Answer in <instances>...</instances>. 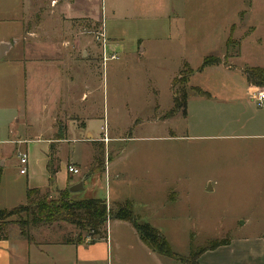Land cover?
<instances>
[{"label":"crops","instance_id":"0c3cea01","mask_svg":"<svg viewBox=\"0 0 264 264\" xmlns=\"http://www.w3.org/2000/svg\"><path fill=\"white\" fill-rule=\"evenodd\" d=\"M43 1L7 0L0 14V44L11 43L7 54L0 59V209L22 205L28 200V189L46 190L50 187L48 163L51 157L58 170L57 181L65 164L61 155L67 145L62 143L67 142L72 134L76 135L72 140L78 141L77 143L103 142V138L96 137L88 127V122L93 124L100 121L98 104L92 103L90 98L91 83L95 75L84 60L78 59L73 37L70 35L72 32H69V29L73 31L74 28L70 25L73 18L100 19L103 15L101 0H51L53 9L50 11L58 13V19L43 18L48 12V9L44 10ZM239 1L235 6V0H116L111 8V17L117 22L142 21V27L145 24L147 26L148 42L170 41L173 37L172 26L176 24L178 32L174 38L181 43L179 54L182 58L186 57L183 44L187 42H194L198 46L195 52L212 36L224 44V47L210 54L203 49L198 52L202 56L206 52L204 60L216 57L220 59V63L204 67L203 60L198 69L193 70L191 76L197 72L204 78L201 85L194 87L196 93L191 96L195 106L192 109L188 97L186 113L180 112L173 116L183 117L185 122L194 118L197 127L209 128L212 132H200L192 136L185 131L180 136L170 134L168 138L180 142L188 139L201 141L198 146L200 148L194 154L193 164L185 161V150L188 149L180 148V160L183 153V163L178 166L180 178L184 177L186 181L188 173H197L204 187L209 185V190L212 191L220 186L257 187L260 193L259 204L264 205V107L257 100L259 92L264 91V80H259L258 77L251 79L247 75L248 69L264 70V33L262 37L249 40L258 29H264V4L256 8V0L249 5L245 4V0ZM244 4L245 7L242 6ZM252 14L253 20L260 15L261 21H250L246 28L243 24ZM63 15L68 19H62ZM67 28L68 34H64ZM237 31L242 34L234 41ZM107 35L110 38L111 34ZM230 38L233 44L228 45ZM43 39L49 44L44 45ZM146 41L137 40L134 55H145L148 49ZM249 41L250 45L255 43L257 55L262 56L263 63L246 58L244 47ZM234 46L236 52L232 53L230 49ZM109 49L118 54L123 46L116 37L111 36ZM105 75L106 70L103 81ZM45 121L49 126L39 128L38 122ZM76 123L82 125L77 126ZM111 140L113 139L108 141ZM241 144L250 146L258 157L253 160L249 157L246 164L239 163L234 156L228 157L226 162L225 155H236L242 148ZM23 145L25 149L21 151ZM205 146L211 148L203 150ZM16 152L28 154L25 174L21 173L22 164L19 153L16 156ZM207 153L212 158L210 169H204L201 163L196 162H201ZM67 154L70 155L64 180L58 186L55 182L56 190L69 186L70 176H74V173L69 172V166L80 170L81 160L71 161L72 152L69 149ZM110 162L109 159V165L100 172L106 180L111 174ZM239 166L245 169L241 176ZM223 170L228 172L221 180L218 177ZM236 176L239 178H235ZM78 182L72 180L73 184ZM111 199L116 200V197L111 196L108 200ZM175 199L178 201L164 198L159 204L160 214L174 209L169 203H182L180 197ZM247 202L250 203L249 199ZM238 216L244 218L242 213ZM34 229L38 236L37 242H33L32 233L30 241L22 237L19 231L0 240V264H99L108 258L111 246H117L119 253L123 246H130L135 262L137 257L134 254L138 251L144 256L142 264H164L161 260L163 256L151 251L134 226L127 221L112 218L108 222L106 239L77 245L53 241L51 236L56 235V228L53 226ZM208 251L199 257L200 264H210L203 262V256ZM118 260L124 264L122 254H119ZM219 264H264V246H250L241 263L226 261Z\"/></svg>","mask_w":264,"mask_h":264},{"label":"rangeland","instance_id":"374dc122","mask_svg":"<svg viewBox=\"0 0 264 264\" xmlns=\"http://www.w3.org/2000/svg\"><path fill=\"white\" fill-rule=\"evenodd\" d=\"M115 2L116 0L100 1L104 15L100 19L80 17L70 21V25L74 28H72L73 31L69 29V32H72L70 35L73 37L72 42L78 59L84 60L95 75L91 83L90 98L92 103L98 104L100 121L93 124L88 122V127L96 137L103 138V142L98 144L77 143L78 141L72 140L76 138L73 137L76 135L72 134V138L70 137L67 142L62 143V145H67V148L72 152L71 161L81 160L79 162L81 164L79 165L80 173L74 174L73 177L70 176L69 186L73 184L72 180L73 182L84 180V187L86 185V188L76 194L77 198L105 199L108 208L115 209V203L125 204V199L131 200L134 203L135 214L138 213L137 215L141 217L140 221L149 222L157 227L173 250L180 255L188 256L192 249L196 251L214 242L219 244L230 243L233 239L230 245L205 253L203 262L210 264L226 261L241 263L250 246H264V205L259 204L260 193H258V188L235 185L233 187L220 186L212 191L209 190V185L204 187L197 173H188L185 181L184 177L180 178L178 171L179 163H183V153L180 160V148L188 149V151L185 150V161L187 160L188 164H193L194 154L196 149L200 148L198 146L201 145V141L188 139L180 142L168 138L170 134L180 136L185 131L192 136L200 132H212L209 128L197 127L194 118L187 119L185 122L183 117H173L175 114H168L174 107L171 83L176 76L187 77L191 70L196 71L198 69L204 60V55H206V52L203 56L198 54L200 50L209 51L208 54H210L217 51L218 48L224 47V44L212 36L203 43V47L198 52H195L198 46L194 42H187L183 44L186 49V57L182 58L179 54L181 43L177 38H174L178 32L176 24L172 26L173 37L170 41L163 43L148 42L146 40L149 33L145 23L142 27V21L117 22L112 19L111 8ZM253 2L254 0H245V4L248 5L253 4ZM6 3L7 0H0V14L3 12ZM239 3V0H235V6ZM245 4L242 6L245 7ZM255 4L258 8L264 3L263 0L260 3L256 0ZM43 7L44 10L45 8L48 9V12L43 16L44 19H58V13L50 11L53 9L51 0H44ZM61 17L68 19L64 15ZM250 21L260 22L261 16L257 15L253 20L252 14L243 25L247 28L246 25H249ZM104 29H106L107 34L110 33L112 37L118 39V43L123 46V49L118 52L117 60L107 63L103 81L101 34L104 33ZM58 30L59 28H57ZM1 32L2 29H0ZM263 33L262 27L249 40L262 37ZM64 34H68V28ZM241 34L240 31L235 32L234 41L239 39ZM138 39L146 41L145 45H148L147 52L143 57L134 55ZM43 43L44 45L49 44L44 39ZM253 44L250 45V41L245 43L246 58L263 63L262 56L257 55L258 50L254 47L255 43ZM235 47L230 49L232 53L236 52ZM83 54H85L84 58ZM203 82L202 75L195 72L190 77L189 82L183 83V85L177 83L174 92L180 93L179 88L182 87L189 94V101H191L193 109L195 105L191 96L196 93L194 87ZM75 125L81 126L82 123ZM38 126L45 128L49 126V123L46 121L38 122ZM110 139L113 140L109 142ZM227 147L229 148L228 145ZM241 147L236 155H225L224 160L234 156L239 163L246 164L249 157L252 160L258 157L247 144H241ZM67 148L61 155L65 164L62 166L61 174L56 181L57 186L64 180L70 155L67 154ZM204 148L203 150H207L211 146ZM24 149L25 145L20 148L21 151ZM18 153L16 152L15 155L18 156ZM100 155L105 168L109 165V158L111 160V174L107 180L102 173L90 175L92 164ZM211 160V155L207 153L203 156V162H196L197 164L201 163L204 169H210ZM239 167L241 169L239 176H241L245 173V169L242 166ZM220 172L222 174L218 178L223 180V175L227 174L228 170ZM239 176L235 178H239ZM50 190L53 196H57L54 188ZM111 196L116 197V200H108ZM178 197L181 198L182 203L172 204L171 202L169 205L174 209L160 214L159 204L164 198L177 200L175 198ZM248 199L250 203H246ZM25 202L27 203V201ZM25 202L22 204H26ZM250 204L251 207H249ZM240 213L244 215V218H239L238 214ZM18 219L17 215H12L0 224L9 223V233H17L19 231L16 225ZM112 225L114 227V224ZM51 226L56 228V235L51 236L53 241L78 237L79 231L73 226L62 223H55ZM31 233L34 236L33 242H37L36 230L32 228ZM119 254L124 256V264H142L144 262V256L138 251L134 254L137 257V263L135 262L131 255L130 246H123L120 253L117 246H111L108 258L99 264H121L118 260ZM161 260L164 261V264H184L177 259L166 256L161 257Z\"/></svg>","mask_w":264,"mask_h":264},{"label":"trees","instance_id":"16d2710c","mask_svg":"<svg viewBox=\"0 0 264 264\" xmlns=\"http://www.w3.org/2000/svg\"><path fill=\"white\" fill-rule=\"evenodd\" d=\"M233 44L231 38L228 45ZM220 63V59L216 57H208L204 60L203 66L215 65ZM193 70L187 77L176 76L172 81V91L174 94V107L168 113L174 115L176 113H186L187 101L189 94L181 87L180 93H175V85L177 83L189 82ZM247 75L253 79L258 77L264 80V70L255 68L248 69ZM196 91V89H195ZM53 158V157H51ZM50 158L48 163L49 186L46 190L28 189L27 203L8 209H0V222L12 215H17L16 225L19 228L20 235L31 241V229L41 226H51L55 223L67 224L75 227L78 231L76 239H64V244H81L93 243L98 240L106 239L108 236V222L110 219H120L131 223L138 232L144 244L153 252L177 259L185 264H200L199 257L208 250H214L220 246L227 245L229 242L222 244L212 243L203 246L199 250H191L188 256L180 255L173 250L172 246L160 232V230L149 222H142L141 217L134 212V203L126 200L125 204L115 203L114 208H108L107 201L101 198L78 199L76 195L70 192L69 187L62 190H56L57 196L51 194V190L55 188L57 168L54 167ZM110 159V158H109ZM102 164V167H101ZM105 170L104 162L101 155L96 157L92 166L91 174L100 173ZM1 179V171H0ZM9 224V223H8ZM8 224L6 222L0 224V240L9 237Z\"/></svg>","mask_w":264,"mask_h":264},{"label":"built area","instance_id":"2783aa9c","mask_svg":"<svg viewBox=\"0 0 264 264\" xmlns=\"http://www.w3.org/2000/svg\"><path fill=\"white\" fill-rule=\"evenodd\" d=\"M105 27V25H104ZM101 40H102V54H101V60H102V68L103 72H105L107 68V63L112 60H117L118 55L116 52H111L109 49V38L106 32V29H104V33L101 34ZM257 100L259 101V104L261 107H264V91L259 92L257 96ZM19 158L20 162L22 164L21 173L25 174L27 172V163H28V154L25 152H19ZM69 172H72L74 174H79L80 170L76 168L75 166H69L68 167Z\"/></svg>","mask_w":264,"mask_h":264},{"label":"water","instance_id":"95a60500","mask_svg":"<svg viewBox=\"0 0 264 264\" xmlns=\"http://www.w3.org/2000/svg\"><path fill=\"white\" fill-rule=\"evenodd\" d=\"M10 47H11L10 42H2L0 44V59L7 54ZM83 189H84V180H81L80 182L73 184L72 186L69 187V190L72 193L79 192ZM209 189H210V187H209Z\"/></svg>","mask_w":264,"mask_h":264}]
</instances>
